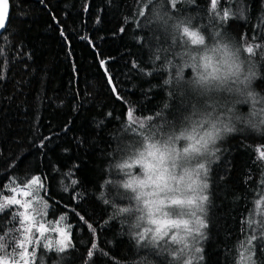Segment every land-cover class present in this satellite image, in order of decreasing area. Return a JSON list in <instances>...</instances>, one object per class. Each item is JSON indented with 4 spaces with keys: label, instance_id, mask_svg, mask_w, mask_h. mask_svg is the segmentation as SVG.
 <instances>
[{
    "label": "trees",
    "instance_id": "1",
    "mask_svg": "<svg viewBox=\"0 0 264 264\" xmlns=\"http://www.w3.org/2000/svg\"><path fill=\"white\" fill-rule=\"evenodd\" d=\"M8 4L0 34V204L12 187L41 177L39 216L70 238L61 252L57 232L44 233L54 247L38 239L29 264H174L160 242L137 245L112 216V202L131 203L114 183L122 175L114 161L145 129L164 128L185 110L194 75L190 67L176 75L189 46L155 16L189 17L209 39L217 31L247 41L261 73L255 86L264 90V0H218L212 12L210 0H176L175 7L171 0ZM218 148L194 264H240L246 251L251 264H264V234L248 228L255 205L264 210V159L257 151L264 135L237 132ZM15 218L11 205L0 210V235Z\"/></svg>",
    "mask_w": 264,
    "mask_h": 264
},
{
    "label": "clouds",
    "instance_id": "2",
    "mask_svg": "<svg viewBox=\"0 0 264 264\" xmlns=\"http://www.w3.org/2000/svg\"><path fill=\"white\" fill-rule=\"evenodd\" d=\"M155 19L174 35L181 36L185 28L197 33L203 43L194 45L184 35L189 47L176 75L189 67L194 74L185 86V110L164 128L145 129L114 161L113 168L122 174L114 183L131 203L112 202V216L126 224L137 245L155 247L160 242L174 264H194L202 250L209 199L206 178L217 160L218 144L237 132L264 135V90L255 86L261 73L255 58L247 55V41L237 43L235 37L217 31L209 39L189 17L165 13ZM161 200L163 206L156 211ZM153 218L171 223L161 228Z\"/></svg>",
    "mask_w": 264,
    "mask_h": 264
},
{
    "label": "snow or ice",
    "instance_id": "3",
    "mask_svg": "<svg viewBox=\"0 0 264 264\" xmlns=\"http://www.w3.org/2000/svg\"><path fill=\"white\" fill-rule=\"evenodd\" d=\"M217 2L218 0H211V7H212V10H215L216 9V6H217ZM171 3H172V6L175 7V4H176V0H171ZM7 9H8V0H0V28H2L5 24V21H6V18H7ZM141 15H143V12L140 13ZM228 12H225L224 13V18H227L228 17ZM123 30V29H122ZM184 35H187L188 37L191 38L192 40V43L195 45L197 43H203L202 39L198 36L197 33H194V32H189L187 28H185L183 30V34L181 35L182 38H184ZM248 53H253L254 49H253V46L252 45H249L246 49H245ZM101 63L103 64L104 62L101 61ZM115 90V89H114ZM128 118L130 121H133V116H132V110L129 109V113H128ZM149 119H151L149 117ZM135 122V121H133ZM140 127L143 128L144 127V124L141 122L140 123ZM257 151L259 152L260 154V157L262 159H264V149H257ZM121 167H124V165H122ZM73 183L75 184L76 181H73ZM44 185H43V182H42V178L41 177H36V176H33L30 180H28L27 184H25L23 186V189L21 190V195L22 196H29V191L27 190H24V189H29V188H32V187H36V188H42ZM126 187H131V183H129L128 185H126ZM12 191L15 193L17 191V189H12ZM4 200V203L3 204H0V210H3L4 208H7L9 205H21L25 211H22V212H19L18 215L22 218L21 219V224H25V222H28L27 223V227L25 229V232H26V235L24 237L23 240L19 241L18 242V247L23 249L21 252H20V256L21 258L23 259V264H29V258L31 256L34 255V253H29L27 247L25 246L26 243H31V238L29 235H27L28 233H31L33 227H34V217L33 216H30L28 214V210L30 209L31 207V204H32V201L29 200L28 202L26 203H22V201L20 199H17L15 195H13L11 198L5 196L3 198ZM163 206V200L160 201L159 205H157L156 207V211H160L161 208ZM44 207L47 208L48 205L45 203L44 204ZM64 217H61V220H63ZM59 223V222H57ZM152 223L153 224H160L161 225V228H163L164 226H166L167 224H170L171 221H168L166 219H160V218H153L152 219ZM89 227H91V225H89ZM37 231H39V233L41 234V236L44 235L45 232H48V231H56L58 233H60V235L63 237V239H61L60 241H58L57 243L60 245V247L58 248L59 251H64L65 248L68 247V243H66V241H68L70 243V238L69 236L65 233V230L62 229V228H59V227H56V228H49V227H46L44 223H40L38 228L36 229ZM161 229H158V231H160ZM255 238V237H254ZM253 238V239H254ZM3 240H4V237H0V249H3L4 248V243H3ZM250 243V242H249ZM45 247H54V244L49 241ZM93 247H95V245L93 244ZM92 253L89 252V256H91ZM244 260H251V257L248 256V257H245V256H242V264H243V261ZM0 264H4V261L3 260H0Z\"/></svg>",
    "mask_w": 264,
    "mask_h": 264
},
{
    "label": "rangeland",
    "instance_id": "4",
    "mask_svg": "<svg viewBox=\"0 0 264 264\" xmlns=\"http://www.w3.org/2000/svg\"><path fill=\"white\" fill-rule=\"evenodd\" d=\"M25 184H27V183H25ZM24 185L12 187L10 192H8L6 196L11 198L13 195H15L17 199H20L22 201V203H26L29 200L32 201L31 207L28 210V214L35 218L33 221L34 227L31 231V233L27 234L31 238V243L25 244L29 253L31 254V253H33V247L36 248V245L38 244L39 241L41 243H44V242L48 243L49 240H45L44 239L45 235L41 236L39 231L36 230L40 223H44V218H43L44 215H42L40 217L39 211L37 209V205H38V201H39V195H40V191L42 188L32 187L29 189H24V190L29 191V196L25 197V196L21 195V190L23 189ZM14 188L17 189V191L15 193L12 191V189H14ZM260 200H264V194H262L260 196ZM262 204L264 205V203H262ZM11 207L16 212V218L14 219V227L9 228L5 234L0 235V237H4V240H3L4 248L0 249V260H3L4 264H23V259L20 256V252L23 249L18 247V242L24 239V237L26 235L25 229L27 227L28 222H25V224H23V225L21 224L22 218L18 215V213L25 211V209L21 205H11ZM263 209H264V207H263ZM253 215H254V217H253L254 219L251 220V222L248 225V228L251 229V232H252V230L253 231H255V230L259 231V233H260L259 237L263 236V234H264V210L259 209V206L256 204L255 207L253 208ZM45 226L48 227L46 224H45ZM48 232H45V233H48ZM57 235L61 237L60 239H63V237L60 235V233L57 232ZM251 237H250V239L252 240ZM166 239L167 238H165V240ZM37 240H38V242L36 243ZM58 241L59 240L54 242V244L56 245V251H59L58 248L60 247V245L57 243ZM248 250H249V248H248ZM250 254H251V251L250 252L246 251L243 253V256L248 257V256H250ZM32 259H33V256H31L29 258V263H31ZM240 264H242V258H240ZM243 264H251V260H244Z\"/></svg>",
    "mask_w": 264,
    "mask_h": 264
},
{
    "label": "water",
    "instance_id": "5",
    "mask_svg": "<svg viewBox=\"0 0 264 264\" xmlns=\"http://www.w3.org/2000/svg\"><path fill=\"white\" fill-rule=\"evenodd\" d=\"M8 15H9V4H8V9H7V18H6V21H5V24L2 28H0V34L3 32L5 26H6V22H7V19H8Z\"/></svg>",
    "mask_w": 264,
    "mask_h": 264
}]
</instances>
